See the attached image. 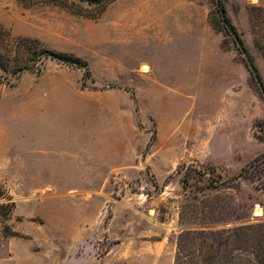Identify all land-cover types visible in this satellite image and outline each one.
I'll return each mask as SVG.
<instances>
[{
    "label": "rangeland",
    "instance_id": "374dc122",
    "mask_svg": "<svg viewBox=\"0 0 264 264\" xmlns=\"http://www.w3.org/2000/svg\"><path fill=\"white\" fill-rule=\"evenodd\" d=\"M64 1L0 0L69 60L0 87V264H264V99L215 0ZM221 1L264 85V0Z\"/></svg>",
    "mask_w": 264,
    "mask_h": 264
},
{
    "label": "trees",
    "instance_id": "16d2710c",
    "mask_svg": "<svg viewBox=\"0 0 264 264\" xmlns=\"http://www.w3.org/2000/svg\"><path fill=\"white\" fill-rule=\"evenodd\" d=\"M66 8L72 10V7L65 3L63 0H49ZM87 2L88 4H93L100 7V10L104 9V7L109 4L113 0H82ZM215 7L218 10L219 18L222 21L223 28L225 32L230 34L233 37L234 43L237 45L238 50L242 53L243 58L242 61L244 65L247 67L252 81L257 85L259 92L261 93L264 99V85L260 79V75L258 70L251 60L250 56L245 50L242 40L239 37L238 31L235 29L234 25L229 21V18L226 14L225 7L221 0H215ZM76 11V10H75ZM80 13V11H76ZM46 58H54L60 61L69 62L68 55L66 53H58L53 50H50L44 47L41 41L38 38L33 37H13L11 32L0 25V69L6 74H0V87L2 85H11L8 81V74H11L15 77H19V75L25 71H36L40 73L42 70L39 67V63L43 64L44 59ZM76 61L74 63L78 64L79 67L86 68L87 64L82 62L80 58L75 57ZM87 70L84 71V73ZM264 124V122H263ZM152 140V138H151ZM264 159V156H262ZM251 165H254L253 163ZM244 172V168H242L241 172H239V176H241ZM186 178V176H185ZM184 184V183H183ZM15 208V202L12 199L11 195L8 193L5 186L0 183V222L2 220H7L9 215L12 213ZM3 232L10 236H19L22 235L16 231H12L8 225L4 223Z\"/></svg>",
    "mask_w": 264,
    "mask_h": 264
},
{
    "label": "crops",
    "instance_id": "0c3cea01",
    "mask_svg": "<svg viewBox=\"0 0 264 264\" xmlns=\"http://www.w3.org/2000/svg\"><path fill=\"white\" fill-rule=\"evenodd\" d=\"M133 100V99H132ZM114 105H117L116 103ZM38 161V158H34L33 161ZM49 161H46L42 159L41 163H39V168L37 169V174H31L32 170L30 166H26L21 170L22 175L26 179V184H31V185H51L53 184V178H48L50 174H52L51 171V165L48 164ZM47 165H44V164ZM38 176V177H37Z\"/></svg>",
    "mask_w": 264,
    "mask_h": 264
},
{
    "label": "bare ground",
    "instance_id": "6f19581e",
    "mask_svg": "<svg viewBox=\"0 0 264 264\" xmlns=\"http://www.w3.org/2000/svg\"><path fill=\"white\" fill-rule=\"evenodd\" d=\"M147 70H148V68H147V67H144V68H143V71H144V72H145V71H147Z\"/></svg>",
    "mask_w": 264,
    "mask_h": 264
}]
</instances>
